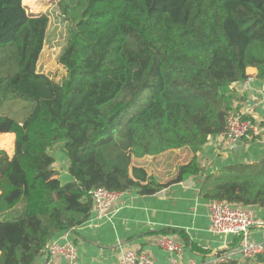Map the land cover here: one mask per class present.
<instances>
[{"label":"trees","instance_id":"1","mask_svg":"<svg viewBox=\"0 0 264 264\" xmlns=\"http://www.w3.org/2000/svg\"><path fill=\"white\" fill-rule=\"evenodd\" d=\"M57 7L70 23L61 82L38 71L49 15L29 14L24 0H0V49L18 51L14 74L0 77V108L8 94L34 104L23 120L0 114V135L16 137L13 157L0 149V264H35L55 235L89 220L97 187L153 196L202 174L199 155L239 112L235 85L249 68L264 78V0H57ZM146 90L149 103L122 129L121 117ZM57 147L69 162L67 181L54 169ZM175 150L192 159L167 184L133 165ZM202 194L264 209V162L224 167ZM162 234L190 245L182 231Z\"/></svg>","mask_w":264,"mask_h":264},{"label":"crops","instance_id":"2","mask_svg":"<svg viewBox=\"0 0 264 264\" xmlns=\"http://www.w3.org/2000/svg\"><path fill=\"white\" fill-rule=\"evenodd\" d=\"M247 73L248 79H251L249 83L242 82L235 85L238 98L234 102V108H239L240 113L255 123L263 124L264 78L259 77L256 68H249ZM5 139L13 141V152L3 149L2 146L0 149L13 157L16 137L14 134L0 135V144ZM57 148L60 150L53 152L56 158L54 169L58 171L61 179L67 181L70 179L67 171L69 162L61 147ZM182 151H186L183 152L185 156H178ZM167 155H174L173 164L178 166L185 165L192 159L189 151L175 150L155 157L135 159L133 165L146 169L152 175L156 166L158 170L164 167L160 164L159 158ZM198 160L202 174L172 184L153 196L141 195L137 190L123 192L107 217L98 218L93 211L85 224L55 235L50 243L75 244L78 250V264H119L120 256L125 250L145 253L156 264H170V255L158 247L157 240L163 235L164 230H178L184 232L190 242L186 247L184 237L180 234L172 235L184 246L183 253L178 256L182 263L195 261L219 264L222 261L236 260L238 264H264L241 256L238 251L239 244L232 246L236 236H221L209 232L210 201L202 194L207 177L218 173L224 167L264 162V134L257 140L245 141L237 145L220 138L212 139L204 147ZM152 161L154 167L150 168L153 166L150 165ZM176 175L177 172L171 180L166 178V181L159 182L167 184ZM253 210L256 224L251 229L252 240L264 244V209L255 207ZM194 245L205 253L194 251ZM35 264L68 263L59 255L43 251Z\"/></svg>","mask_w":264,"mask_h":264},{"label":"built area","instance_id":"3","mask_svg":"<svg viewBox=\"0 0 264 264\" xmlns=\"http://www.w3.org/2000/svg\"><path fill=\"white\" fill-rule=\"evenodd\" d=\"M250 80H246L245 84H248ZM263 134L264 123L257 124L238 112L228 117L226 128L218 138L237 145L241 142L257 140ZM122 193L103 187H97L90 192L98 218H105L110 214ZM209 217V232L215 235L238 237L240 239L238 251L245 259L255 260L257 256L264 253V244L252 240L251 229L256 224L253 208L232 206L227 202L214 200L209 203ZM157 245L170 255V264H206L195 261L182 263L178 256L183 253L184 246L172 235H162L157 240ZM44 251L63 257L68 264H78V250L71 242L61 244L49 242ZM119 264L156 263L145 253L125 250L120 256Z\"/></svg>","mask_w":264,"mask_h":264},{"label":"rangeland","instance_id":"4","mask_svg":"<svg viewBox=\"0 0 264 264\" xmlns=\"http://www.w3.org/2000/svg\"><path fill=\"white\" fill-rule=\"evenodd\" d=\"M24 6L26 7L27 12L31 15L39 16L48 14L50 17V25L47 32L44 49L39 60L38 71L48 75L57 82H61L66 75V71L59 64V57L67 45L70 23L66 21L60 13L57 7V0H24ZM17 55L18 51L14 46L0 49L1 78H9L14 74L17 69ZM151 96L152 92L150 90L144 91L139 96L137 101L123 114L120 119L122 129L126 128L129 119L132 116L147 106ZM4 101L5 104L2 108H0V114H6L18 120L26 119L30 115L34 106L33 102L26 99H12L11 94H8L6 97H4ZM0 146H2L3 149L6 148L7 150L13 152L12 140L8 141L5 139V141L1 142ZM58 150H60V148H57V150L55 149L53 152H57ZM183 152L186 153V151H182V154L178 156L184 157L185 155ZM173 156L174 155H167L159 158L160 164H163L164 167H161L163 169L160 168V170H158L156 166L154 169L155 175H152L157 179V181H166V178L171 180L178 168L181 166H178V164H173ZM157 163L158 162H155V164ZM150 165H153L150 166V168H153L154 161H152ZM157 174L159 176H157Z\"/></svg>","mask_w":264,"mask_h":264}]
</instances>
